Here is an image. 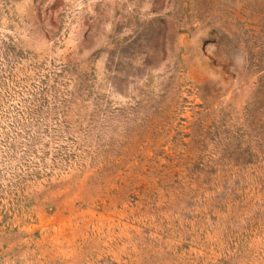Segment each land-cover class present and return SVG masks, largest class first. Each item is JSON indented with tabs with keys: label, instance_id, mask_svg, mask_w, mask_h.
<instances>
[{
	"label": "rangeland",
	"instance_id": "rangeland-1",
	"mask_svg": "<svg viewBox=\"0 0 264 264\" xmlns=\"http://www.w3.org/2000/svg\"><path fill=\"white\" fill-rule=\"evenodd\" d=\"M0 264H264V0H0Z\"/></svg>",
	"mask_w": 264,
	"mask_h": 264
}]
</instances>
